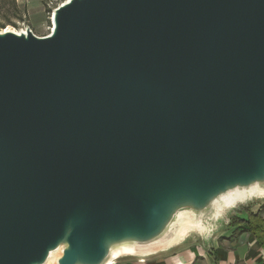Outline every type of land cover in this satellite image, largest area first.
Returning <instances> with one entry per match:
<instances>
[{"label": "water", "instance_id": "1", "mask_svg": "<svg viewBox=\"0 0 264 264\" xmlns=\"http://www.w3.org/2000/svg\"><path fill=\"white\" fill-rule=\"evenodd\" d=\"M49 21L0 31V264L143 258L264 192V0H66Z\"/></svg>", "mask_w": 264, "mask_h": 264}, {"label": "rangeland", "instance_id": "2", "mask_svg": "<svg viewBox=\"0 0 264 264\" xmlns=\"http://www.w3.org/2000/svg\"><path fill=\"white\" fill-rule=\"evenodd\" d=\"M66 0H0V31H14L25 30L28 28L33 35L43 37L49 34L50 29V16L52 11L65 2ZM255 206L259 207V214L264 212V199H252L241 204H237L229 213L223 216L221 228L212 237L203 239L201 236L192 234L193 238L197 241L196 245H207L211 238L217 237L226 228H230V223L233 219H246L249 212H253ZM263 218V217H262ZM236 233L239 232L235 229ZM234 234V233H233ZM221 239H218L220 241ZM187 244V243H186ZM173 248L167 251L159 252L154 255L139 257H121L114 262L119 264L120 262L129 261L131 264H135L139 261H145L150 259H159L170 256L173 252ZM216 252L223 255L221 248L216 249Z\"/></svg>", "mask_w": 264, "mask_h": 264}, {"label": "crops", "instance_id": "3", "mask_svg": "<svg viewBox=\"0 0 264 264\" xmlns=\"http://www.w3.org/2000/svg\"><path fill=\"white\" fill-rule=\"evenodd\" d=\"M259 207L255 206L253 213L258 212ZM260 216L264 219V212H261ZM235 229L232 226L226 228L217 237L211 238L207 245H196L197 241L190 236L175 246L170 256L139 261L135 264H264V252L249 240L247 233H236ZM219 248L223 250V255L216 252L214 256L215 250ZM119 264L131 263L124 261Z\"/></svg>", "mask_w": 264, "mask_h": 264}, {"label": "trees", "instance_id": "4", "mask_svg": "<svg viewBox=\"0 0 264 264\" xmlns=\"http://www.w3.org/2000/svg\"><path fill=\"white\" fill-rule=\"evenodd\" d=\"M230 226L235 227L240 233H247L249 240L264 252V219L259 211L249 212L246 219H233Z\"/></svg>", "mask_w": 264, "mask_h": 264}, {"label": "bare ground", "instance_id": "5", "mask_svg": "<svg viewBox=\"0 0 264 264\" xmlns=\"http://www.w3.org/2000/svg\"><path fill=\"white\" fill-rule=\"evenodd\" d=\"M258 196L260 198H264V192H251L250 194L244 195V194H236L233 196H229L224 200V204H225V208H232L235 207L237 204H241L243 203V201L245 200V198L248 197H255ZM220 211L217 213V217L219 216ZM193 227L190 226V224H187L186 226L182 227L179 231V237H183L190 229H192ZM155 254V253H152ZM150 254V255H152ZM120 255H128V256H134L136 255V253L131 250V249H124L121 252H116L114 253L112 259L110 261H108L107 264H114V261L120 256Z\"/></svg>", "mask_w": 264, "mask_h": 264}, {"label": "built area", "instance_id": "6", "mask_svg": "<svg viewBox=\"0 0 264 264\" xmlns=\"http://www.w3.org/2000/svg\"><path fill=\"white\" fill-rule=\"evenodd\" d=\"M50 30V29H49Z\"/></svg>", "mask_w": 264, "mask_h": 264}]
</instances>
